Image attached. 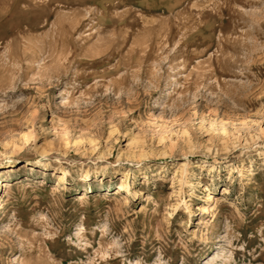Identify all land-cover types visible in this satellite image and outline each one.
Returning <instances> with one entry per match:
<instances>
[{
  "label": "rangeland",
  "instance_id": "obj_1",
  "mask_svg": "<svg viewBox=\"0 0 264 264\" xmlns=\"http://www.w3.org/2000/svg\"><path fill=\"white\" fill-rule=\"evenodd\" d=\"M0 264H264V0H0Z\"/></svg>",
  "mask_w": 264,
  "mask_h": 264
},
{
  "label": "bare ground",
  "instance_id": "obj_2",
  "mask_svg": "<svg viewBox=\"0 0 264 264\" xmlns=\"http://www.w3.org/2000/svg\"><path fill=\"white\" fill-rule=\"evenodd\" d=\"M10 170V169H9ZM12 170V169H11ZM14 171V170H13ZM4 173V172H3ZM8 174V173H7ZM4 177V176H3ZM126 177L127 176H125V178H124V180H126ZM87 178V177H86ZM62 179H63V176H60L59 177V181H62ZM6 184V186H8L9 187V189H10V187H12V184L11 183H5ZM11 191V190H10ZM9 191V192H10ZM9 197V196H8ZM78 197H79V200L80 201H83V200H86L87 198L84 196V195H78ZM6 203H5V206L2 208V210H4L5 209V207H6Z\"/></svg>",
  "mask_w": 264,
  "mask_h": 264
}]
</instances>
